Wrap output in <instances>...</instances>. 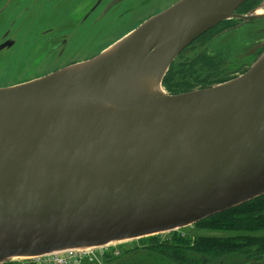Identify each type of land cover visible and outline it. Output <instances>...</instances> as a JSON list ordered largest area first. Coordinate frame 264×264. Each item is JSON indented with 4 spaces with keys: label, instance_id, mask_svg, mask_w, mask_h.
Here are the masks:
<instances>
[{
    "label": "water",
    "instance_id": "95a60500",
    "mask_svg": "<svg viewBox=\"0 0 264 264\" xmlns=\"http://www.w3.org/2000/svg\"><path fill=\"white\" fill-rule=\"evenodd\" d=\"M248 0H178L106 51L0 87V264L173 231L264 194V51L244 73L150 92Z\"/></svg>",
    "mask_w": 264,
    "mask_h": 264
},
{
    "label": "rangeland",
    "instance_id": "374dc122",
    "mask_svg": "<svg viewBox=\"0 0 264 264\" xmlns=\"http://www.w3.org/2000/svg\"><path fill=\"white\" fill-rule=\"evenodd\" d=\"M177 1L178 0H153V2L147 5L144 9L132 13L129 24L126 25L122 23L119 26L118 24H115L114 26L107 28L105 32L103 28H106L107 25L101 26L97 30L100 36L96 42H93L92 37H89L88 34L86 35L84 32L83 36L85 37V41L88 42L81 44L79 48L72 47L71 45V48L69 47L70 51L78 50L82 52V55L77 58L70 56V61L68 62H54L52 70L61 64H63V66H68L98 55L107 47L125 36L129 31L131 32L136 29L147 18L149 19L151 16L160 13L165 10L167 6L170 7ZM92 2L93 0H81L80 4L75 6L76 9L71 10L72 13L69 22L78 21L80 17L87 12V9ZM260 5L264 7V0H249L244 5H241L236 10V13L246 14L253 9L261 8L259 7ZM96 43L98 45H94ZM80 48H82L84 52ZM263 51L264 16L250 19L245 22L241 19L222 21L199 36L194 42L178 54L164 75L162 81L163 89L168 93H173V90L166 84V77L169 76V73L171 72H177V75L181 77L190 75L192 76V81L195 75L206 80V83L198 85L196 88H201V86L209 87L230 80L246 72ZM206 57L212 58L213 62L205 63ZM28 58L30 59L31 55L30 57L28 56ZM35 60L38 62V58H35ZM30 62L27 64V67H24L25 61L21 63L19 65V73L16 74H13L15 73L14 71L11 72L7 70V68H3L2 74L5 75L1 76L0 73V85L22 83L23 81L31 80L46 73V71L43 70H40L39 72L32 71L30 68L32 67ZM196 72H198V74ZM2 78H4L3 82L1 81ZM193 87L184 90H190ZM232 222L236 226L230 227L229 231H214L207 228V226L198 228L194 223L173 231L113 243L105 248V253L103 252V260L109 262L108 264H177L178 262L175 261L173 254L170 251L162 249V252H160L159 249L154 250L152 248L151 250L150 247H146L149 242L148 239L156 238L161 241H170L175 233L180 235L190 233L191 236H194L196 233L200 235L217 234V236H227L242 233L262 234L264 231V226L254 229L247 223L239 224L234 220H232ZM117 249L121 254L120 258H117V255L114 253ZM144 257H149L150 259H140ZM242 257L244 256L241 252L233 250L231 256L228 258L226 257V259L230 260L233 264ZM10 262V264H41L34 262L31 258H15L10 260ZM238 263L241 264V262Z\"/></svg>",
    "mask_w": 264,
    "mask_h": 264
},
{
    "label": "flooded vegetation",
    "instance_id": "af4514ba",
    "mask_svg": "<svg viewBox=\"0 0 264 264\" xmlns=\"http://www.w3.org/2000/svg\"><path fill=\"white\" fill-rule=\"evenodd\" d=\"M80 2L81 0H0L1 76L5 75L2 74L3 68L14 71L13 74L19 73V65L24 61V67L31 61L34 68H30L34 72L46 71L39 77L57 71L65 66L61 64L52 70L54 62L64 63L70 61V56L77 58L82 55L81 51H70V45L79 48L81 44L88 42L85 41L84 32L96 42L100 36L97 30L101 26L107 25L103 28L105 32L115 24H129L131 14L144 9L153 0H93L78 21L69 22L71 10L76 9L75 6ZM35 58H38V62ZM3 80L4 78L1 79L2 82Z\"/></svg>",
    "mask_w": 264,
    "mask_h": 264
},
{
    "label": "trees",
    "instance_id": "16d2710c",
    "mask_svg": "<svg viewBox=\"0 0 264 264\" xmlns=\"http://www.w3.org/2000/svg\"><path fill=\"white\" fill-rule=\"evenodd\" d=\"M207 62H213V59L206 57L205 63ZM196 73L198 74V72ZM179 77L181 76H178L177 72H171L166 77V84L173 90V93L186 92L189 90L184 89L194 86L190 89L192 90L198 85L206 83V80L198 75L193 77V81L190 75ZM201 87L205 88L207 86ZM232 220L239 224H250L254 229L264 226V194L238 206L208 216L195 223V226L198 228L207 226V228L214 231H229L230 227L236 226ZM148 240L146 247H150L151 250L152 248L154 250L159 249L160 252H162V249L170 251L175 261L178 262L177 264H232L226 257L231 256L233 250L241 252L244 256L233 264H239L238 262H241V264H264V231L262 234L242 233L227 236H217V234L200 235L198 233L191 236L190 233L183 235L175 233L170 241H161L156 238H149ZM10 263L8 261L3 264Z\"/></svg>",
    "mask_w": 264,
    "mask_h": 264
},
{
    "label": "built area",
    "instance_id": "2783aa9c",
    "mask_svg": "<svg viewBox=\"0 0 264 264\" xmlns=\"http://www.w3.org/2000/svg\"><path fill=\"white\" fill-rule=\"evenodd\" d=\"M106 247L108 245L94 248H71L31 259L41 264H108L109 262L103 260ZM114 253L117 257L120 256L118 249Z\"/></svg>",
    "mask_w": 264,
    "mask_h": 264
},
{
    "label": "bare ground",
    "instance_id": "6f19581e",
    "mask_svg": "<svg viewBox=\"0 0 264 264\" xmlns=\"http://www.w3.org/2000/svg\"><path fill=\"white\" fill-rule=\"evenodd\" d=\"M261 8H257L256 11L254 12V15L255 14H261V13H264V7L263 6H259ZM249 14V13H248ZM247 13L246 14H242L243 16H247L248 15ZM239 19V17L237 16H232V17H229V20H237ZM130 33V31L126 34L128 35ZM125 35V36H126ZM123 36V37H125ZM122 37V38H123ZM121 38V39H122ZM119 39V40H121ZM118 40V41H119ZM117 41L115 43H113L112 45H110L109 47H107L105 50L103 51H106L108 48L112 47L114 44H116ZM108 51V50H107ZM144 79H143V85H144V89H146L147 91H150V92H166L164 89H163V86H162V82L161 80H158V73L156 71H150V72H147L143 75ZM167 93V92H166Z\"/></svg>",
    "mask_w": 264,
    "mask_h": 264
}]
</instances>
